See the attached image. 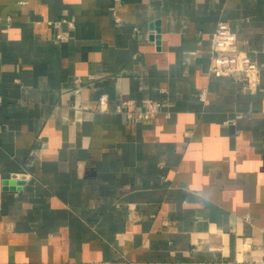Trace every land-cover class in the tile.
I'll return each instance as SVG.
<instances>
[{
	"label": "crops",
	"instance_id": "1",
	"mask_svg": "<svg viewBox=\"0 0 264 264\" xmlns=\"http://www.w3.org/2000/svg\"><path fill=\"white\" fill-rule=\"evenodd\" d=\"M0 264H264V0H0Z\"/></svg>",
	"mask_w": 264,
	"mask_h": 264
},
{
	"label": "built area",
	"instance_id": "2",
	"mask_svg": "<svg viewBox=\"0 0 264 264\" xmlns=\"http://www.w3.org/2000/svg\"><path fill=\"white\" fill-rule=\"evenodd\" d=\"M8 20L10 21L11 18L9 17ZM257 74V63L246 52L238 48L237 36L232 31L228 21L220 20L212 36L210 76L215 78L230 77L243 84L250 85ZM124 105H118L116 107L117 111L123 112ZM99 108L102 111L107 110L105 95L99 98ZM168 108V101H150L141 110L128 111L126 115L129 119L135 121H149L159 114H165L166 117H169Z\"/></svg>",
	"mask_w": 264,
	"mask_h": 264
},
{
	"label": "water",
	"instance_id": "3",
	"mask_svg": "<svg viewBox=\"0 0 264 264\" xmlns=\"http://www.w3.org/2000/svg\"><path fill=\"white\" fill-rule=\"evenodd\" d=\"M25 184L24 180L7 179L4 181V190H20Z\"/></svg>",
	"mask_w": 264,
	"mask_h": 264
}]
</instances>
